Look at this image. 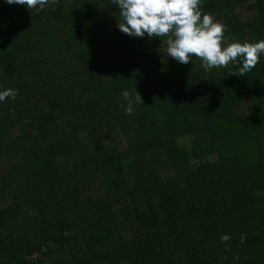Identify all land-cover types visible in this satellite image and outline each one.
<instances>
[{"label": "trees", "instance_id": "1", "mask_svg": "<svg viewBox=\"0 0 264 264\" xmlns=\"http://www.w3.org/2000/svg\"><path fill=\"white\" fill-rule=\"evenodd\" d=\"M200 7L264 40V0ZM119 11L0 0V264H264V53L179 64Z\"/></svg>", "mask_w": 264, "mask_h": 264}, {"label": "clouds", "instance_id": "2", "mask_svg": "<svg viewBox=\"0 0 264 264\" xmlns=\"http://www.w3.org/2000/svg\"><path fill=\"white\" fill-rule=\"evenodd\" d=\"M8 4L43 9L49 0H5ZM120 12L118 27L121 32L132 37L143 38L145 34L149 40L154 37L166 38V55L179 64L190 63L195 56L202 61L206 70L212 68H226L229 64L242 58V67L233 73L245 76L260 62L264 53V40L251 42H230L225 46V26L214 21L210 14H202L201 0H112ZM19 94L18 90L6 89L0 91V102L7 98L13 100ZM128 106L125 114L134 113L133 104L142 103V97L136 90L133 98L125 90L122 93ZM30 214L31 213L30 211ZM231 239L229 235L220 237L221 242ZM241 242L246 239L244 234Z\"/></svg>", "mask_w": 264, "mask_h": 264}, {"label": "built area", "instance_id": "3", "mask_svg": "<svg viewBox=\"0 0 264 264\" xmlns=\"http://www.w3.org/2000/svg\"><path fill=\"white\" fill-rule=\"evenodd\" d=\"M57 0H50V2H56ZM6 37L0 34V45H2L5 41Z\"/></svg>", "mask_w": 264, "mask_h": 264}, {"label": "rangeland", "instance_id": "4", "mask_svg": "<svg viewBox=\"0 0 264 264\" xmlns=\"http://www.w3.org/2000/svg\"><path fill=\"white\" fill-rule=\"evenodd\" d=\"M216 22H219V21H216ZM219 23L223 24L222 22H219ZM180 146H181V148L186 149V144L185 143L181 142Z\"/></svg>", "mask_w": 264, "mask_h": 264}]
</instances>
